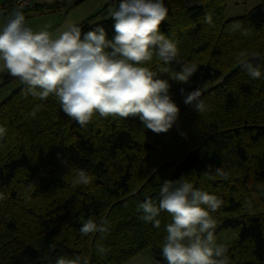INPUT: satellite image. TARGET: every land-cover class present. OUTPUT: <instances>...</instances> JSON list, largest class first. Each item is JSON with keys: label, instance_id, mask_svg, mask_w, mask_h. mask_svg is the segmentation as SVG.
<instances>
[{"label": "trees", "instance_id": "obj_1", "mask_svg": "<svg viewBox=\"0 0 264 264\" xmlns=\"http://www.w3.org/2000/svg\"><path fill=\"white\" fill-rule=\"evenodd\" d=\"M191 1L164 0L168 16L160 32L176 43L178 62L165 64L154 53L142 65L169 81L180 108L167 133L146 129L139 117L98 113L81 127L54 95L47 100L25 95L23 83L0 102V127L6 130L0 138V264H55L76 256L88 264H124L147 248L155 264H165L162 246L172 218L161 212L156 228L140 219L138 206L148 198L158 203L165 180L182 177L223 200L211 215L216 243L227 248L230 264H264V0L230 19L225 18L230 0ZM120 2L108 0L75 24L82 36L102 25L112 39ZM65 6L36 3L22 11ZM206 12L214 26L203 22ZM234 22L250 34L230 31ZM242 51L261 78L252 79L242 68ZM183 63L198 68L187 84L169 79ZM198 87L206 105L202 114L180 92ZM38 105L33 118L29 114ZM216 167L229 179L216 176ZM79 169L91 177L89 185L73 186ZM89 219L106 221L108 231L82 235L81 224Z\"/></svg>", "mask_w": 264, "mask_h": 264}, {"label": "clouds", "instance_id": "obj_2", "mask_svg": "<svg viewBox=\"0 0 264 264\" xmlns=\"http://www.w3.org/2000/svg\"><path fill=\"white\" fill-rule=\"evenodd\" d=\"M168 16L164 0H121L113 13L115 35L112 39L102 25L84 32L68 23L58 35L48 31L34 32L26 25L22 8H15L0 28V71L6 70L27 86L25 95L47 100L54 95L66 116L81 127H87L95 114L108 117H139L146 129L156 134L167 133L177 122L180 108L170 95L168 80L142 65L153 54L165 64L177 61L176 43L160 32ZM203 22L214 26L211 12ZM241 35L250 33L240 22L229 26ZM241 52L238 59L252 79L261 78V70ZM198 71L194 63H183L169 79L182 84L190 82ZM160 72L169 73L167 67ZM184 103L202 114L206 105L200 88L187 92L180 89ZM38 105L29 114L35 118ZM6 133L0 127V138ZM213 166L209 165L211 172ZM215 175L229 179L221 167ZM209 175V179H212ZM91 177L84 169L76 171L73 186L89 185ZM249 206L250 201H247ZM223 204L215 194L195 188L183 177L165 180L158 203L148 198L139 204L140 219L159 228L161 212H167L172 222L166 225L162 256L165 264H230L227 248L217 244L216 221L211 213ZM108 231L106 221L97 224L89 219L81 224L84 236ZM55 264H88L81 257H60Z\"/></svg>", "mask_w": 264, "mask_h": 264}, {"label": "crops", "instance_id": "obj_3", "mask_svg": "<svg viewBox=\"0 0 264 264\" xmlns=\"http://www.w3.org/2000/svg\"><path fill=\"white\" fill-rule=\"evenodd\" d=\"M15 0H0V28L4 26L10 13H5L2 10L3 6L14 3ZM33 4H55L66 3L69 4L74 0H31ZM108 0H84L83 2L70 6L67 11L65 7H60L54 11L36 12L25 15L26 25L30 27L34 32L48 31L53 36L59 34L63 30V27L68 24H77L85 19L87 16L99 9L103 2ZM200 0H192V4L199 3ZM67 11V13H65ZM44 18L43 22H40V26L36 23V20ZM11 76L6 70L0 71V84L5 82ZM17 78L11 79L5 86L13 84ZM3 86V87H5ZM16 87V86H15Z\"/></svg>", "mask_w": 264, "mask_h": 264}, {"label": "rangeland", "instance_id": "obj_4", "mask_svg": "<svg viewBox=\"0 0 264 264\" xmlns=\"http://www.w3.org/2000/svg\"><path fill=\"white\" fill-rule=\"evenodd\" d=\"M261 1L262 0H230L229 6H228L227 11H226L225 18L230 19V18H234L236 16L244 15L247 12H249L252 8H254L258 4H260ZM72 3H73V1L69 4V7L72 6ZM104 3L105 2H103L102 5ZM102 5L100 8H102ZM69 7H65L67 11L70 9ZM97 10H99V9H97ZM67 11L65 13H67ZM95 12H93V13H95ZM43 21H44V18H40L39 20H36V23L38 24V26H40V22H43ZM12 79H14V78H12ZM21 84H22V82L20 80H16L15 82H13V84L0 88V102L2 100H4L6 98V96H8L11 93V91L15 88V86H19ZM124 264H155L152 249L147 248L142 253L133 257L132 259H130L129 261H127Z\"/></svg>", "mask_w": 264, "mask_h": 264}, {"label": "built area", "instance_id": "obj_5", "mask_svg": "<svg viewBox=\"0 0 264 264\" xmlns=\"http://www.w3.org/2000/svg\"><path fill=\"white\" fill-rule=\"evenodd\" d=\"M31 6H33V3L31 0H15L14 3L3 6L2 10L5 13H11V11L15 8H22V10H24L27 7H31Z\"/></svg>", "mask_w": 264, "mask_h": 264}]
</instances>
